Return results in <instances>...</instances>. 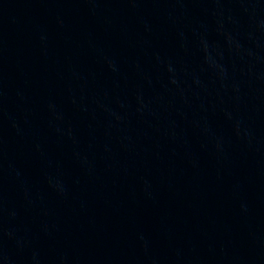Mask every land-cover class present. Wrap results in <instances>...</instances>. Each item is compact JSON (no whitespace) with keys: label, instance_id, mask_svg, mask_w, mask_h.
Wrapping results in <instances>:
<instances>
[{"label":"water","instance_id":"water-1","mask_svg":"<svg viewBox=\"0 0 264 264\" xmlns=\"http://www.w3.org/2000/svg\"><path fill=\"white\" fill-rule=\"evenodd\" d=\"M0 264H264V0H0Z\"/></svg>","mask_w":264,"mask_h":264}]
</instances>
